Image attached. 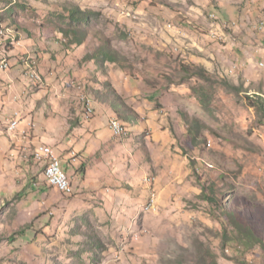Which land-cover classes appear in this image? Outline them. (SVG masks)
Wrapping results in <instances>:
<instances>
[{
	"label": "rangeland",
	"instance_id": "rangeland-1",
	"mask_svg": "<svg viewBox=\"0 0 264 264\" xmlns=\"http://www.w3.org/2000/svg\"><path fill=\"white\" fill-rule=\"evenodd\" d=\"M73 4L93 12L88 24H74L80 43L64 35ZM0 25L15 34L12 46L28 37L89 64L95 85L80 92L111 105L125 136V122L135 125L144 161L162 159L171 178L187 176L188 188L163 207L144 256L135 258L264 264L256 242L264 243V0H0ZM102 45L117 61L96 54ZM2 223L0 264L19 232Z\"/></svg>",
	"mask_w": 264,
	"mask_h": 264
},
{
	"label": "crops",
	"instance_id": "crops-1",
	"mask_svg": "<svg viewBox=\"0 0 264 264\" xmlns=\"http://www.w3.org/2000/svg\"><path fill=\"white\" fill-rule=\"evenodd\" d=\"M20 37L3 52L8 69L0 67V222L19 231L6 243L12 252L3 263L156 264L157 258L135 257L144 256L149 234L165 216L163 207L172 199L177 203V191L188 188L187 176L171 178L162 159L144 161L135 125L125 122L128 136H113L111 105L91 97L94 113L84 119L78 94L86 84L95 85L88 82L89 64L75 65L71 51L58 53L50 42L42 50V43ZM31 70L39 79L30 78ZM15 113L20 127L29 122L23 139L7 130ZM38 144L59 155L72 195L44 183V167L30 157ZM149 175L156 178L154 212L145 209L150 187L143 179ZM57 246L64 248L55 253Z\"/></svg>",
	"mask_w": 264,
	"mask_h": 264
},
{
	"label": "bare ground",
	"instance_id": "bare-ground-1",
	"mask_svg": "<svg viewBox=\"0 0 264 264\" xmlns=\"http://www.w3.org/2000/svg\"><path fill=\"white\" fill-rule=\"evenodd\" d=\"M4 37H9V38H11L13 40L14 39V33L11 30H8V29L4 30V29H2L0 27V42L2 41V39ZM1 52L2 51H1V48H0V67L2 69H8V63L5 60L4 55H1ZM37 73L38 72H36L35 70H31L30 73H29L30 78L35 79V80L39 79V76H38ZM78 97H79V101H80V103L82 105V108H83L84 119L88 120V119L91 118V114L87 112V107L91 108V110L94 113V101L91 98V96L89 94L85 93V92H80L78 94ZM17 116H18V114L15 113L13 115V117L9 120L8 127H7L8 131L15 132V131H13V129L16 126V123H18ZM108 128L112 132L113 136H115L117 138L118 137H122L126 133V130L123 128V125L115 117H112V118L109 119ZM44 149L46 150L47 153H54L51 148L44 147ZM71 157L74 160L77 159L78 158L77 152L76 151L75 152L72 151L71 152ZM31 158L33 159V156H31ZM43 171H44L43 172L44 179L45 180H50V170H49V168L48 167H44ZM143 182L147 186L150 187L151 184H152V178L149 177V176H146L143 179ZM155 198H156V195H155L154 191H151L149 199L147 200V203L145 204V209L146 210L154 209V207H155V203H154Z\"/></svg>",
	"mask_w": 264,
	"mask_h": 264
},
{
	"label": "built area",
	"instance_id": "built-area-1",
	"mask_svg": "<svg viewBox=\"0 0 264 264\" xmlns=\"http://www.w3.org/2000/svg\"><path fill=\"white\" fill-rule=\"evenodd\" d=\"M87 112L93 115L91 108L87 107ZM29 129V122L27 126L20 127V118L18 116V123L14 127L13 131H16L18 139H23V134ZM30 156H33V161L40 164L41 167H48L50 170V180H44V183L50 187L54 188L60 193L70 196L73 194L74 189L67 175L66 171L61 165V160L59 155L54 153H47L43 147V144H38V148H33Z\"/></svg>",
	"mask_w": 264,
	"mask_h": 264
},
{
	"label": "trees",
	"instance_id": "trees-1",
	"mask_svg": "<svg viewBox=\"0 0 264 264\" xmlns=\"http://www.w3.org/2000/svg\"><path fill=\"white\" fill-rule=\"evenodd\" d=\"M66 11H67L68 19H69V22H70V27L68 28V30H66V31L64 30V35L67 36V35L71 34L73 37H75L74 41L77 42V43H80L81 40H82V38L80 37L81 34H80V31H79V28L77 26H75V25L76 24H88L90 16L93 14V12H91L90 10H87V9L81 10L80 7L77 6L76 4H73V5L69 6V8H66ZM0 27H2V25H0ZM76 37H78V38H76ZM6 39H7V43H5L4 45H0V48H1V51H2L1 55H4L3 52L8 50V47L15 43V34H14V39L13 40L11 38H9V37H7ZM10 40H12V44L10 43ZM96 54L101 56V58L103 60L107 61V62H115V61H117V56H116L115 52L110 50L107 45H102L101 47H99V49L97 50ZM256 99L257 100L254 101V105L255 106H263L261 98H256ZM262 110H263L262 116H264V108H262ZM115 117L121 122V120L118 118V116H115ZM123 127L125 128V126H123ZM201 193H202L201 198L204 201L212 203L213 198H211L210 196L205 194V187H202V192ZM256 242L261 245V248H262V250L264 252V243L262 242V240L258 239V240H256Z\"/></svg>",
	"mask_w": 264,
	"mask_h": 264
}]
</instances>
